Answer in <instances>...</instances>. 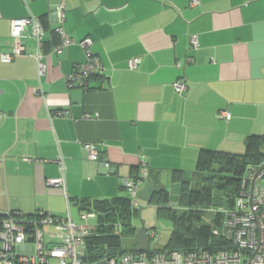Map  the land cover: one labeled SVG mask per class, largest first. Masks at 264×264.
Listing matches in <instances>:
<instances>
[{
  "label": "crops",
  "instance_id": "1",
  "mask_svg": "<svg viewBox=\"0 0 264 264\" xmlns=\"http://www.w3.org/2000/svg\"><path fill=\"white\" fill-rule=\"evenodd\" d=\"M60 2L0 0V213L80 221L85 205L128 197L122 181L139 178L142 163L149 179L139 195L174 172L187 181L202 151L242 155L251 138L264 137V0H65L75 44L58 55L51 53ZM30 16L46 32L42 77L32 39L23 40L25 55L1 60L15 45L11 21ZM84 39L102 73L87 89L70 88L65 77L86 61ZM132 59L141 60L137 70ZM177 80L187 86L183 95L173 89ZM221 111L231 119H219ZM87 145L100 162L90 161ZM59 159L66 186L50 188L62 175Z\"/></svg>",
  "mask_w": 264,
  "mask_h": 264
},
{
  "label": "built area",
  "instance_id": "2",
  "mask_svg": "<svg viewBox=\"0 0 264 264\" xmlns=\"http://www.w3.org/2000/svg\"><path fill=\"white\" fill-rule=\"evenodd\" d=\"M193 0L192 6L197 5ZM56 28L54 33L60 42L53 48L51 54H61L65 49L75 44V41L65 30L66 8L65 0L57 5L55 10ZM46 32L43 24L36 17L30 16L11 21V37L15 41L13 51L1 56L3 63H12L15 58L27 53L23 40L32 39L36 50L32 54L37 64L38 76L47 73V65L43 62L46 57L42 53ZM85 53L86 61L75 65L73 71L65 77L70 88H88L92 77L102 73L101 60L91 51L92 41L84 39L79 43ZM191 50L199 47L197 35L189 39ZM192 62L189 57L185 64ZM141 63L140 59H132L128 62L130 70H137ZM183 62L178 61L176 67L182 68ZM176 94L183 95L187 86L182 80L173 84ZM59 114V113H57ZM1 117V115H0ZM221 120L229 121L231 115L228 111L218 114ZM89 159L100 162V155L94 145H87ZM62 175L59 178L50 179L47 186L50 188L65 187V165L63 159L58 160ZM103 165L110 168V163L103 160ZM257 169L249 171L247 181H251ZM264 172L258 175L255 190L250 199L249 184L243 183V190L235 199L233 209L219 208L212 210V214H222V227L215 229V237L222 238L229 243V248L215 253L210 251L179 252V251H134L118 256H107L105 259L90 263L86 261L88 241L97 233L98 214L94 211L82 210L80 222L76 223L70 213L59 217L38 212L33 219H27L20 212L8 211L0 213V264H50L55 259L59 264H264V189L260 182ZM149 179V171L145 164H141V175L137 179H124L123 188L128 192L131 206L138 207V188ZM172 205V204H171ZM53 228V232L47 231ZM115 234L122 237L120 225L115 227ZM150 242L156 240L158 234L155 230L147 233ZM149 251V252H148Z\"/></svg>",
  "mask_w": 264,
  "mask_h": 264
},
{
  "label": "trees",
  "instance_id": "3",
  "mask_svg": "<svg viewBox=\"0 0 264 264\" xmlns=\"http://www.w3.org/2000/svg\"><path fill=\"white\" fill-rule=\"evenodd\" d=\"M199 161L195 174L201 176L207 185L194 190L190 182L174 172L173 181L179 186L177 198L172 199L171 191L166 188L157 191L158 198L151 202L166 205L159 208L160 216L168 218L172 224L167 245L158 251L187 253L205 250L215 253L229 248L227 241L213 234L215 229L222 227L223 215L211 211L234 208L249 171L264 165V137L251 138L242 155L202 151ZM83 210L98 214L97 233L88 241L87 262L96 263L108 255L118 256L131 251L124 247V238L135 236V220L140 210L131 206L128 197L92 202ZM117 225L122 229V237L115 234Z\"/></svg>",
  "mask_w": 264,
  "mask_h": 264
},
{
  "label": "rangeland",
  "instance_id": "4",
  "mask_svg": "<svg viewBox=\"0 0 264 264\" xmlns=\"http://www.w3.org/2000/svg\"><path fill=\"white\" fill-rule=\"evenodd\" d=\"M186 180L190 182L192 188H202L207 185L203 178L197 174L187 173ZM161 185L167 186L168 190L171 191L172 199H176L178 196V183L172 180L167 181V179L161 183ZM140 210L139 216L135 220V226L137 228L142 226L144 223L145 233H148L150 230H155L158 234L156 240L150 242V247L152 250L163 249L168 241L172 230V224L168 218L160 216L159 208H164L166 205L164 203H146L142 200L138 201ZM76 223H79V220H75ZM135 236H126L124 238V247L126 249H131L134 247ZM50 264H59L57 260L53 259Z\"/></svg>",
  "mask_w": 264,
  "mask_h": 264
},
{
  "label": "water",
  "instance_id": "5",
  "mask_svg": "<svg viewBox=\"0 0 264 264\" xmlns=\"http://www.w3.org/2000/svg\"><path fill=\"white\" fill-rule=\"evenodd\" d=\"M264 172V165H262L257 172L255 173L253 179L251 181L245 180L246 185L249 184L250 190H249V196L250 199L253 196L254 190H255V185L256 181L258 178V175ZM167 186L161 185L160 183L157 184H147L143 191L140 193L139 198L140 200L150 204L152 202L153 196L157 193L159 190H164L166 189ZM142 210V209H140ZM150 248V240L147 237V234L145 233L144 229V223H142V226L137 228L136 234H135V248L134 251L139 252V251H147Z\"/></svg>",
  "mask_w": 264,
  "mask_h": 264
},
{
  "label": "flooded vegetation",
  "instance_id": "6",
  "mask_svg": "<svg viewBox=\"0 0 264 264\" xmlns=\"http://www.w3.org/2000/svg\"><path fill=\"white\" fill-rule=\"evenodd\" d=\"M158 191H159V190H158ZM156 198H158V194H155V195L153 196L152 201L155 200Z\"/></svg>",
  "mask_w": 264,
  "mask_h": 264
}]
</instances>
